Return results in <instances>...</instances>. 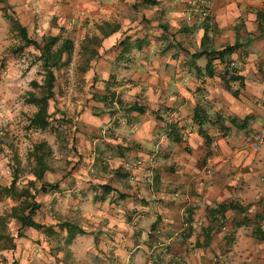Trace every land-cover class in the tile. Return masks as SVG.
Here are the masks:
<instances>
[{
    "label": "crops",
    "instance_id": "crops-1",
    "mask_svg": "<svg viewBox=\"0 0 264 264\" xmlns=\"http://www.w3.org/2000/svg\"><path fill=\"white\" fill-rule=\"evenodd\" d=\"M259 11L264 0H0V47L11 13L35 37L62 27L97 39L91 103L77 108L79 168L59 186L68 253L84 264H264L253 234L264 231V145L247 146L264 125ZM230 60L240 79L226 83ZM228 203L241 209L219 211Z\"/></svg>",
    "mask_w": 264,
    "mask_h": 264
},
{
    "label": "rangeland",
    "instance_id": "rangeland-1",
    "mask_svg": "<svg viewBox=\"0 0 264 264\" xmlns=\"http://www.w3.org/2000/svg\"><path fill=\"white\" fill-rule=\"evenodd\" d=\"M4 15L11 31L3 32L1 42L4 40V43L0 47V264H84L85 258H77L66 251L64 227L59 225L66 206L61 201L59 186L65 185L70 173L79 168L77 121L80 111L77 108L79 105L89 107L91 103L86 96L93 86L86 79L85 71L90 67L89 58L97 39L93 35L82 39L59 28L58 42L68 38L73 48L69 61L55 70V94L48 106L50 125L34 129L28 126V117L35 112L36 106L26 102L24 96L28 90L40 92L30 81L43 83L44 70L37 60L38 50L24 44L13 27L12 13ZM30 36L39 42L43 37ZM110 97L108 95L109 106ZM38 156L45 166L42 180L36 177ZM12 179L16 188L14 197L3 189ZM44 182L57 184L58 188L44 192L40 189ZM22 190L33 197L17 196ZM22 200L40 204L34 219L49 229L21 227L12 216V210L20 206Z\"/></svg>",
    "mask_w": 264,
    "mask_h": 264
},
{
    "label": "trees",
    "instance_id": "trees-1",
    "mask_svg": "<svg viewBox=\"0 0 264 264\" xmlns=\"http://www.w3.org/2000/svg\"><path fill=\"white\" fill-rule=\"evenodd\" d=\"M258 21H259L260 29L261 31H263L264 12L262 11L258 12ZM12 25L18 31L21 39L24 41V44L33 45L39 52V55L37 56L38 57L37 60L41 61L42 68L44 70V80L43 83H39L36 80H31L30 85L33 88L40 89V92L36 93L33 90H28L25 93L24 98L26 97V102L32 103L33 105L36 106L35 112L28 117V123H29L28 126L34 129H45L50 125L48 106L50 100L53 98L55 94V90H54L55 80H56L55 70L65 65L69 61L70 54L73 48V42L68 38H63L59 43L58 41L60 38L57 34L44 35L42 37V40L39 42L29 35L27 29L23 25H21V23L17 19L12 20ZM238 47L239 44L236 42L233 45L225 46L220 50L209 52L207 55L208 56L217 55L222 59L224 55H229ZM209 67L210 66L208 63L205 67V69L208 72L210 71ZM226 74L227 71L225 70L224 81L226 83H229V81H235L240 79V76L227 77ZM128 109L135 110L138 112L144 111V108L138 106L136 103L130 105ZM204 111L205 110L199 106H197L194 109V120L200 125L198 130L199 133H204L202 130V124L204 121V117H203ZM167 129H168L167 130L168 137L172 141L178 142L181 140V137L179 136V130L175 124L173 123L167 124ZM35 163L37 164L36 177L42 180L43 174L45 172V166L43 165L42 157L38 156ZM49 188L57 189L58 186L57 184H46L44 182L41 184L40 189L45 192ZM3 189L8 195L14 197L16 195L15 180L12 179L9 186L4 187ZM17 196H23L24 198L33 197V195L29 193L27 190L20 191L19 195ZM22 201L23 202L20 206L15 207L12 210L13 213L12 216L18 220L21 227H32L36 230H44V231L49 229L48 226L34 219V216L36 214V211L40 207V204L33 200H31L30 202H27L25 200ZM227 208L241 209L240 206H236L231 203L220 204L218 206L219 211H225ZM59 225H61L62 227H66L67 229L69 226L70 228L68 230L74 228V226L68 224L67 222H61ZM78 232H81V230H78ZM253 234L258 238H264V231L261 230L260 228H255Z\"/></svg>",
    "mask_w": 264,
    "mask_h": 264
},
{
    "label": "built area",
    "instance_id": "built-area-1",
    "mask_svg": "<svg viewBox=\"0 0 264 264\" xmlns=\"http://www.w3.org/2000/svg\"><path fill=\"white\" fill-rule=\"evenodd\" d=\"M209 13V7L205 6L202 10V15L206 17ZM225 70L227 71L226 76L237 77L239 75L238 65L236 60H230L226 64ZM264 145V125L257 131L253 132L248 140L247 146L250 149H257Z\"/></svg>",
    "mask_w": 264,
    "mask_h": 264
}]
</instances>
